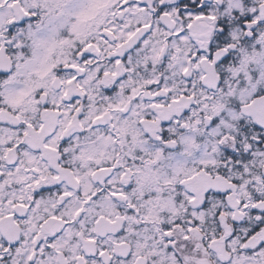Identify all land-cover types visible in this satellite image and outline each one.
I'll use <instances>...</instances> for the list:
<instances>
[{
	"label": "snow or ice",
	"instance_id": "6c2138e0",
	"mask_svg": "<svg viewBox=\"0 0 264 264\" xmlns=\"http://www.w3.org/2000/svg\"><path fill=\"white\" fill-rule=\"evenodd\" d=\"M0 264H264V0H0Z\"/></svg>",
	"mask_w": 264,
	"mask_h": 264
}]
</instances>
